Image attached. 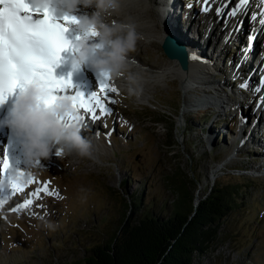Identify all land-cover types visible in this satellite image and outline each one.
Returning <instances> with one entry per match:
<instances>
[{"label": "rangeland", "instance_id": "obj_1", "mask_svg": "<svg viewBox=\"0 0 264 264\" xmlns=\"http://www.w3.org/2000/svg\"><path fill=\"white\" fill-rule=\"evenodd\" d=\"M174 1L179 27L189 28L184 34L187 42H192L195 47L185 46L176 39L177 42L189 54L199 57L194 60L195 65L207 68L213 81H224L223 85L216 84L221 96L237 101L238 108L218 109L199 101L201 92L183 89L179 79L171 74L158 81H147V87L142 90L144 95H129L123 87L110 93L109 101H115L106 104L110 114L101 115L97 109L99 119L89 118L85 124L90 128L92 125L88 122L92 121L95 128L92 126V130L82 132L93 144L91 158L75 152L58 157L53 149L54 154L38 161L39 173L28 175L32 182L23 181V191L12 194L10 187L11 191L3 195L5 192L0 190V264L79 262L89 255L91 248L112 239L124 214L129 215L126 204L169 216L172 202L178 197L172 183L174 176L187 182L197 205L202 197L213 194L217 179L228 181L222 176L224 171L230 174L231 188L238 185L241 193L227 196V200L231 199L232 210L226 212L220 238L205 255L196 257L195 262L264 264V169L258 167L264 165L260 148L264 144V133H258L264 130V119L260 108L257 110L258 97L254 98L255 94L259 99L261 96L249 89V78H245L250 77L249 74L238 75V71H243L244 62H236L233 68L228 65L229 58L236 52L234 45L243 48L247 30L242 35L243 42L233 44V33L227 31L230 24L224 27L230 18V10L216 13L217 19L210 21L207 12L202 11L204 0H192L191 8L187 7L189 0ZM232 1L231 6L236 8L238 1ZM154 7L159 8L157 11L161 16L154 19V25L162 28L163 23L169 25L168 13H163L159 4ZM212 9L216 8L212 6ZM84 14L91 12L87 9ZM240 23L237 24V35L242 31L239 30ZM213 24L218 27L211 26ZM216 27L218 32H215ZM248 31L251 33L250 29ZM77 33L79 38L82 37L80 31ZM161 35V40H171L167 35L175 39L174 34L166 31ZM209 35L210 39L206 38ZM139 36L136 50L130 54L142 59L152 70L164 68L169 61L161 46H155L151 38ZM93 39L89 42L93 43ZM203 40L211 43L204 50L199 47ZM257 51L256 48L254 53ZM201 52L208 59L204 60ZM223 61L227 65H222ZM237 64L241 66L238 68ZM233 71L236 76L226 83L232 79ZM246 81L249 86L241 88ZM92 93L88 92L87 98ZM260 110L264 111V107ZM200 111H204V119L196 121L192 115ZM255 117L259 127L253 129L256 134L253 146L245 141L254 127ZM172 125L174 130L170 133ZM242 140H245L243 144ZM3 146L0 143V149ZM19 166L18 172L27 175L25 161H20ZM45 186L52 195L43 191L38 196L31 195ZM25 200H31V205L12 211ZM48 224L54 227L49 228Z\"/></svg>", "mask_w": 264, "mask_h": 264}, {"label": "bare ground", "instance_id": "obj_2", "mask_svg": "<svg viewBox=\"0 0 264 264\" xmlns=\"http://www.w3.org/2000/svg\"><path fill=\"white\" fill-rule=\"evenodd\" d=\"M55 2L56 4H58V0H55ZM174 2H175L174 0H163V1L153 0L151 2L150 0H125V3L123 4L121 10L118 13H115L109 16L108 20L112 22L120 21V22H126V23L127 22L134 23L136 25L137 33L140 34L145 39L151 38L152 40H154L155 46H159V47L161 46L162 51H163L162 45L164 44L165 41L169 39L167 38L165 40H161L163 37L161 33L164 34V32L166 31L168 34H174L175 39L171 37L170 35H167V36L171 38V41L173 40V42H176L179 46H182L186 50L187 57H188L187 69L183 70L180 66L179 61L177 59L168 58L166 54L164 53V51H163V54L168 58L169 63L165 65L164 68H161L159 70H152L150 67H148L146 63L142 61V59L138 58L137 56L135 57L132 54L128 53L127 68L126 70L122 72L121 76L116 79H106L99 73L93 71L87 64L80 65L79 67H73L72 75L69 76V78L67 79V81H69L71 84L70 90L67 93H72L77 88H80L82 90H85L86 93L93 91V92H96L98 95L103 96V93H101L100 87H99V81L101 79L104 80L105 83H108L112 87H115L117 90H120L121 87L128 89L129 82L127 80V77L129 74H132L137 79V84L135 85V87L138 88L139 95H142L143 88L147 87V81L148 82L150 80L158 81L159 79L163 78L167 74H171L173 76H176L179 79L183 89L196 90L198 92H201L202 95H201V98L198 99L199 101H202L203 103H208L209 105L215 106V108H218V109L230 108L232 106H236V108H238V104L236 103L237 101L221 96V92H219L217 85L219 86L223 85L224 81H221V80L213 81L214 80L213 77L212 76L210 77L209 75V70H207V68L205 67L196 66L194 60L190 59V57L192 56L191 54H189L190 52H188V50L183 45L177 42L178 40H180L182 44H184L185 46L195 47L193 46L192 42H187L186 40L187 36L186 34H184L185 31L186 32L189 31V28L182 26L180 29L179 27L180 23L178 22V20H176V13L174 12V8H173ZM156 4H159L161 11L163 13H168L169 18H170L169 25L163 23V28L160 26H157V24L154 25L153 23L154 19L159 15L158 13L159 8L154 7ZM226 4L227 5L229 4V7H226ZM231 5H233L232 0H228V1L227 0H209V2L205 4L204 6V7L209 8V11H207V13L205 14L209 16L210 19L208 20L211 21V18L216 20L217 19V15H216L217 9L218 8L221 9L220 12H223L226 9L232 12L235 9V7ZM212 6H214L216 9H212ZM87 9L90 10L91 13L95 11L94 7L85 8V7L78 5L77 8L74 9L72 12L69 13L65 11V13H66V16L79 18L85 15L84 11ZM261 13H264V5L261 4V0H250V3L246 6V9L244 11L238 12L236 16H233V18L232 16L228 18V22L225 23L224 27L227 28V25L230 24L228 26L229 28H227L228 29L227 31H229V33L230 32L233 33L232 39L234 38V40L233 41L230 40L231 43L234 42L233 44H237L238 42L242 41L243 39L242 35L245 32V30H247L246 38L245 40H243L244 42L242 41L243 48H240L238 45H234V49L236 52L234 55H232L229 58L230 60L228 61V65H231L233 68L236 62H239V63L244 62L245 65L242 64L243 71L242 72L238 71L239 72L238 75L243 77L245 73H247V75L249 74L250 77L248 76L245 77L246 80L249 78L247 80V81H250L249 89L259 88L260 91H262L263 93L262 89H264V84H262L261 81L262 79H264V56H262L261 45L264 43V33H261L260 31H254L262 27L259 24V20L262 18ZM253 17H255V19ZM240 21H241L240 23L241 26L239 27V30L242 29V31H240V33L237 35L236 28H237L238 22ZM62 23L65 24L72 38L78 41L79 37L77 36L78 34L77 31H79V29L77 27V24L76 23H65L64 20ZM191 25H195V24L192 23ZM211 26H217V24H213ZM219 26L222 27L223 25L220 23ZM154 27L155 29L153 30ZM193 27H196V26H193ZM217 27H216V30H217ZM249 29L251 30V33H249L248 31ZM215 32H218V30ZM250 35H254L255 39L252 43V47L248 48V44H249L248 37ZM210 36L211 35H209L206 38L210 39ZM229 36L230 34L228 35V37ZM94 39H93L94 40L93 43H98V37ZM258 42H259V47H258ZM210 44H211L210 42H206L205 40H203V45H201L200 43L199 47H201V49L203 48L204 50V48L207 49V47ZM256 48L258 49V51L257 53H254ZM246 49H247V52L245 54ZM221 52H222V49H221ZM201 56L204 57V60L208 59V57L203 52H201ZM210 60L212 59H209V61ZM221 64L224 65L226 64V62L223 61V63ZM215 68L217 69L218 72H220L216 65H215ZM234 76H236V73L233 71L232 79L230 78L229 80H226V83L227 82L229 83L230 80H233ZM209 78L212 81H210ZM254 80L256 81V83H254ZM212 84L213 86H216V87H213ZM234 84L235 82H233L232 85ZM256 97H258V100L261 105L260 107L257 106V110L259 108L262 109L264 107V100H262V97H264V94L260 97V99H259L258 94H255L254 98ZM85 99H87V96ZM188 103L191 104L190 101ZM199 104H202V103L199 102ZM260 109H259V112H260V115H262L261 118L264 119V111ZM81 114L83 115V113ZM256 118L257 117L254 118L255 120L254 125H253L254 127L251 128L250 130L251 132L247 135L248 138L246 139V141L244 140L245 143L248 142L249 145H251L252 143L253 146H254V138L256 136V134H253V129H256L257 127H259L256 124V120H257ZM6 121L7 120L3 116H0V143L4 145L3 146L4 148L0 149V177L1 175L3 176L1 178L2 183L0 182L1 183L0 190H2V192H5V195H7V193L11 191L10 178L12 174L18 172V169L20 167L19 166L20 161H24L23 149H22V137L17 136L15 132L10 128V126L6 123ZM87 121H89L88 117H86L83 122L84 123V125L82 126V128L84 129V131H82L83 133L87 129L92 130V126H94V122L92 121L88 122L89 125H92L90 128H88V126H85ZM93 128H95V126ZM258 133H264V130L263 131L259 130ZM263 135L261 137H263ZM53 147L50 151V154H54L53 152L57 146L54 145ZM260 148L262 149V154L264 156V144H262ZM260 148H259V151H261ZM5 159H7V162H8V167L6 169L3 168V162ZM258 167L264 169V165L258 166ZM252 168H255V167L252 166ZM23 181L20 182L21 186L23 184Z\"/></svg>", "mask_w": 264, "mask_h": 264}, {"label": "clouds", "instance_id": "obj_3", "mask_svg": "<svg viewBox=\"0 0 264 264\" xmlns=\"http://www.w3.org/2000/svg\"><path fill=\"white\" fill-rule=\"evenodd\" d=\"M35 7H49L50 0H32ZM125 0H58L57 7L72 12L77 6L94 7L95 11L77 20L82 33L71 60L73 67L87 64L93 71L109 79L119 78L128 65V53L136 50L139 34L136 25L131 22H112L108 17L118 13ZM98 37V43H90ZM129 95H138L135 85L137 79L127 77ZM44 90L39 81L33 79L23 85L6 123L19 137H22V149L28 174L37 175L41 169L38 161L47 159L56 145L55 154L77 153L81 157L93 156L91 140L82 135V122L79 111L70 95L57 96L50 106H45ZM71 118V119H70ZM27 176L21 172L13 173L14 181H23ZM53 228L54 225L48 224Z\"/></svg>", "mask_w": 264, "mask_h": 264}, {"label": "trees", "instance_id": "obj_4", "mask_svg": "<svg viewBox=\"0 0 264 264\" xmlns=\"http://www.w3.org/2000/svg\"><path fill=\"white\" fill-rule=\"evenodd\" d=\"M192 117L200 121L204 111ZM173 130L174 125L170 133ZM222 176L228 181L217 179L213 194L202 197L197 205L187 182L174 176L172 183L178 197L172 202L169 216L126 204L129 215L124 214L112 239L94 246L87 257L74 264H197L195 258L205 255L220 238L226 212L232 210L227 196L241 193L238 185L231 188L228 172Z\"/></svg>", "mask_w": 264, "mask_h": 264}, {"label": "snow or ice", "instance_id": "obj_5", "mask_svg": "<svg viewBox=\"0 0 264 264\" xmlns=\"http://www.w3.org/2000/svg\"><path fill=\"white\" fill-rule=\"evenodd\" d=\"M204 3L207 4L208 0H204ZM249 3L250 0H238L236 8L229 13V16H236L238 12L244 11ZM261 4L264 5V0H261ZM187 7H192V0H189ZM202 11L207 12L209 8L204 7ZM220 11L221 9L218 8L217 13ZM33 14L38 16L42 14V18L34 20ZM261 16L259 24L262 27L254 31L264 33V13H261ZM253 18L255 19V17ZM63 19L65 23H77L75 17L64 16ZM67 30L65 24L57 21L49 7H35L32 0H0V102H3V99L16 88L21 89L24 84L33 79L39 81L44 90L43 101L46 107L57 99V96L54 95L56 90L71 87L69 81L53 76V66L59 60L60 52L69 47V41L64 35ZM254 39V35L248 37V48L252 47ZM190 59L196 60L199 57L193 54ZM239 66L238 64L237 67ZM103 77L109 79L106 76ZM261 83L264 84V79ZM240 87L247 88V82L241 84ZM100 91L103 93L102 97L96 92L87 99L81 93L69 97L74 101V106L80 113L79 119L82 126L86 117L93 121L99 119L96 114L97 109L101 115L110 114L111 110L106 106V102L115 103L114 100L109 101V94L115 93L117 89L108 83H102ZM255 91L258 92L260 89L257 88ZM260 106L258 105V107ZM241 123H244L243 119ZM243 143L242 140L241 144ZM7 167L8 162L5 159L3 168L6 169ZM24 181L26 183L32 182L28 176ZM10 186L12 194L23 191L21 183L12 178H10ZM41 191L52 195L47 186L43 189H37L31 195L38 196ZM31 203V200H25L12 211L26 208Z\"/></svg>", "mask_w": 264, "mask_h": 264}, {"label": "water", "instance_id": "obj_6", "mask_svg": "<svg viewBox=\"0 0 264 264\" xmlns=\"http://www.w3.org/2000/svg\"><path fill=\"white\" fill-rule=\"evenodd\" d=\"M163 51L168 58L177 59L180 63V66L183 70L188 67V57L186 50L179 46L176 42L167 40L162 45Z\"/></svg>", "mask_w": 264, "mask_h": 264}]
</instances>
